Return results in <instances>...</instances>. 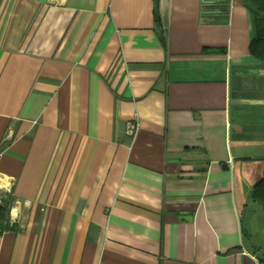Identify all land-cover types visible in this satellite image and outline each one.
<instances>
[{
    "label": "crops",
    "instance_id": "0c3cea01",
    "mask_svg": "<svg viewBox=\"0 0 264 264\" xmlns=\"http://www.w3.org/2000/svg\"><path fill=\"white\" fill-rule=\"evenodd\" d=\"M204 2L0 0V264H264V63Z\"/></svg>",
    "mask_w": 264,
    "mask_h": 264
},
{
    "label": "trees",
    "instance_id": "16d2710c",
    "mask_svg": "<svg viewBox=\"0 0 264 264\" xmlns=\"http://www.w3.org/2000/svg\"><path fill=\"white\" fill-rule=\"evenodd\" d=\"M242 2L252 15L254 34L248 45L249 53L264 63V0H242ZM220 9L224 13L227 12L225 5ZM158 26H160V23H158ZM6 196L7 199L2 198L0 195V232L10 228L8 217L9 202L12 197L10 194H6ZM249 197L264 208V169L261 178L252 186Z\"/></svg>",
    "mask_w": 264,
    "mask_h": 264
},
{
    "label": "rangeland",
    "instance_id": "374dc122",
    "mask_svg": "<svg viewBox=\"0 0 264 264\" xmlns=\"http://www.w3.org/2000/svg\"><path fill=\"white\" fill-rule=\"evenodd\" d=\"M249 85V82H247ZM250 163H247L246 167L245 165L242 167V169L239 170L238 174V183L240 184L241 188L245 190L248 189L249 185H251L254 181H257L262 176V167L264 165V160L262 159H254L249 161ZM0 195L2 198L7 199L6 193L2 190H0ZM12 199V198H11ZM11 201L9 202V207L11 204ZM249 211L246 214V219L244 221V227L247 231H254L255 238L254 240L259 242L260 245H262L263 250H261L260 254L262 257H264V208L255 201H249ZM255 204V211L254 218H250V210L252 209V205ZM246 211V207L244 208ZM244 211V215H245ZM242 217V216H241ZM244 219V216H243Z\"/></svg>",
    "mask_w": 264,
    "mask_h": 264
},
{
    "label": "water",
    "instance_id": "95a60500",
    "mask_svg": "<svg viewBox=\"0 0 264 264\" xmlns=\"http://www.w3.org/2000/svg\"><path fill=\"white\" fill-rule=\"evenodd\" d=\"M155 3V11H158L159 9V0H154ZM220 0H205L204 5H203V11L202 13L204 14H214L217 15V17H221L219 16L220 14L224 13L221 11V7L225 5V3L223 5H219ZM251 157L250 156H240L237 157V160H250ZM254 159H262L264 160V155H255ZM244 213V211H243ZM243 213H242V217H243ZM183 217H187L186 215H184Z\"/></svg>",
    "mask_w": 264,
    "mask_h": 264
},
{
    "label": "built area",
    "instance_id": "2783aa9c",
    "mask_svg": "<svg viewBox=\"0 0 264 264\" xmlns=\"http://www.w3.org/2000/svg\"><path fill=\"white\" fill-rule=\"evenodd\" d=\"M138 129V123L137 120H129L126 124V133L130 136H134L136 131Z\"/></svg>",
    "mask_w": 264,
    "mask_h": 264
}]
</instances>
